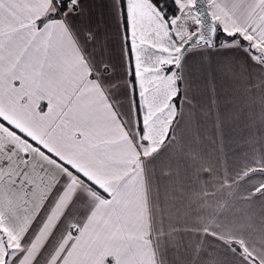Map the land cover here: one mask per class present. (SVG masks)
<instances>
[{"label":"crops","instance_id":"crops-1","mask_svg":"<svg viewBox=\"0 0 264 264\" xmlns=\"http://www.w3.org/2000/svg\"><path fill=\"white\" fill-rule=\"evenodd\" d=\"M207 4L219 31L264 52V0ZM198 48L204 70L155 141L127 98L113 111L74 48L62 80L0 88L1 260L264 264V56Z\"/></svg>","mask_w":264,"mask_h":264},{"label":"snow or ice","instance_id":"snow-or-ice-1","mask_svg":"<svg viewBox=\"0 0 264 264\" xmlns=\"http://www.w3.org/2000/svg\"><path fill=\"white\" fill-rule=\"evenodd\" d=\"M192 11L187 0H0V88L62 80L63 57L74 48L87 65L88 80L107 90L113 111L128 99L143 135L145 111L161 92L159 84L153 90L156 79L171 82L174 90H164L168 107L179 109L187 102L190 81L204 70V50L193 47L199 35L181 36L185 29L196 31ZM17 40L18 53L9 49L5 55L6 43Z\"/></svg>","mask_w":264,"mask_h":264},{"label":"rangeland","instance_id":"rangeland-1","mask_svg":"<svg viewBox=\"0 0 264 264\" xmlns=\"http://www.w3.org/2000/svg\"><path fill=\"white\" fill-rule=\"evenodd\" d=\"M187 3L192 5L193 0H187ZM144 11L147 13L146 8H144ZM210 16H211L212 20L214 21L213 13H211V11H210ZM190 20L192 23L197 24V18L192 14V12L190 14ZM222 30H223V32L224 31L230 32L229 29H222ZM190 35L191 34L188 33L187 29H185L183 32H181L182 37L183 36L189 37ZM225 43L240 44L239 41L234 40L233 42H222L220 45H217L215 47L221 46ZM257 53L260 54L261 56L262 55L264 56L263 51L258 50ZM153 77H156L155 73H153ZM157 84H159L161 92H160L159 96L155 99V101L152 103L151 108L149 110L145 111V117H146V122H145L146 136H145V138L150 139V140H154V141L159 140L160 138H154L153 135L161 133L163 130H165L167 128L166 123L168 122L170 117H172V114L174 112L173 108L168 107L169 100H168L167 92L164 91L165 89H169V88L174 90V86L171 85V82L168 80L156 79V83L153 84L154 92L156 91V85ZM153 94L154 93H149V97H152ZM6 261L0 259V264H6Z\"/></svg>","mask_w":264,"mask_h":264},{"label":"water","instance_id":"water-1","mask_svg":"<svg viewBox=\"0 0 264 264\" xmlns=\"http://www.w3.org/2000/svg\"><path fill=\"white\" fill-rule=\"evenodd\" d=\"M192 7L194 9L192 14L197 18L198 23L196 31L191 33L188 39H191L192 36L199 35V39L193 47L212 48L218 31L215 22L210 16L207 0H199V3H197V0H193ZM187 42L186 40L185 43Z\"/></svg>","mask_w":264,"mask_h":264},{"label":"trees","instance_id":"trees-1","mask_svg":"<svg viewBox=\"0 0 264 264\" xmlns=\"http://www.w3.org/2000/svg\"><path fill=\"white\" fill-rule=\"evenodd\" d=\"M217 31H218L217 37H216V40L214 42L215 46L220 45L222 42H232L234 40H237V41H239V43L241 45L248 47L252 52H256L255 49L253 48V45L251 44V42L243 39L239 35H226V34L222 33L221 31H219L218 29H217ZM261 57H263V56H261Z\"/></svg>","mask_w":264,"mask_h":264}]
</instances>
